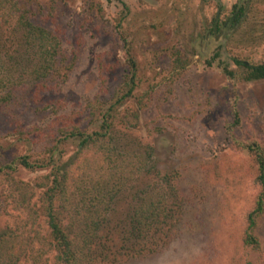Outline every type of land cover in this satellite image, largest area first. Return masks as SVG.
<instances>
[{"label": "rangeland", "instance_id": "1", "mask_svg": "<svg viewBox=\"0 0 264 264\" xmlns=\"http://www.w3.org/2000/svg\"><path fill=\"white\" fill-rule=\"evenodd\" d=\"M241 1L21 0L32 4L36 22L42 12L52 10L58 26L48 27L55 30L73 67L65 82L51 86L38 103L16 109L21 128L30 132L27 140L4 137L12 128L0 114V161L22 154H29V160L41 157L43 153L36 154L58 140L57 115L69 114L80 129H93L98 103L112 97L127 71L116 24L120 22L129 33L142 25L134 41L138 82L124 106L137 111L142 130L146 126L153 131L146 140L155 160L176 170L179 193L186 205L194 204L172 247L118 264H264V216L256 229L258 249L240 242L245 213L257 189L247 157L237 147L230 149L225 132L231 120L229 103L235 100L240 125L234 136L241 141L254 139L264 151V79L244 82L223 71L238 74L231 57L251 63L264 60V0H249L247 24L229 38L204 36L216 13L223 17ZM39 6L43 11L37 14ZM249 25L254 28L251 32ZM176 49L188 59L180 69L170 59L169 52ZM51 103L62 105L55 115ZM64 151L69 157L75 148L70 143ZM78 168L75 164L70 172L76 175ZM47 172L48 168H17L0 175V231L10 230L23 238L33 229L42 231L43 217L39 213L30 224L24 204L34 201L35 189Z\"/></svg>", "mask_w": 264, "mask_h": 264}, {"label": "trees", "instance_id": "2", "mask_svg": "<svg viewBox=\"0 0 264 264\" xmlns=\"http://www.w3.org/2000/svg\"><path fill=\"white\" fill-rule=\"evenodd\" d=\"M26 3L0 0V114L12 128L4 137L14 136L18 141L27 140L30 132L21 128L16 109L38 103L51 86L65 82L73 67V60L64 57L55 30L48 27L57 25L52 10L42 12L39 6L37 14H43L36 22L32 4ZM249 5V0H243L233 3L223 17L216 13L204 36L229 38L247 24ZM141 28L129 33L120 22L116 24L127 71L112 97L98 103L93 129H80L69 114L57 115L58 140L36 154L43 153L41 157L29 160V154H22L0 161V175L5 176L17 168H48L35 189L34 201L24 204L30 224L40 213L44 228L33 229L25 238L10 230L0 231V264H118L162 253L178 242V227L194 203L185 204L176 170L163 168L155 160L152 144L146 140L153 131L146 126L142 130L137 111L124 106L133 98L138 82L134 41ZM169 54L175 68L188 64L185 53L176 49ZM231 61L239 71L236 75L223 68L230 78L264 79V60L251 63L231 57ZM49 106L55 115L62 105ZM229 106L231 120L225 132L231 139L230 149L237 147L247 157L257 189L245 213L240 242L256 250V229L264 216V151L254 139L241 141L234 136L240 118L235 100ZM70 143L75 151L67 157L64 148ZM75 164L79 166L76 175L70 172Z\"/></svg>", "mask_w": 264, "mask_h": 264}]
</instances>
